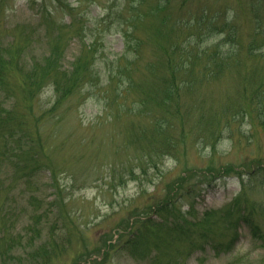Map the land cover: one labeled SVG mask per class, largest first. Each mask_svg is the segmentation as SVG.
I'll list each match as a JSON object with an SVG mask.
<instances>
[{"label": "trees", "instance_id": "trees-1", "mask_svg": "<svg viewBox=\"0 0 264 264\" xmlns=\"http://www.w3.org/2000/svg\"><path fill=\"white\" fill-rule=\"evenodd\" d=\"M198 2L113 0L97 24L118 33L123 50L111 54L99 40H92L82 43L67 64L64 56L49 52L40 58L28 54L36 46L37 28L26 30L22 40L17 35L7 45L0 37L1 261L21 260V251L37 243L33 256L40 257V264L46 263L48 253L52 261L67 248L76 253L72 244L62 249L75 234L65 224V234L54 225L45 241L42 232L52 218L71 217L65 209L68 202L76 204L77 192L97 189L88 201L89 212L95 216L100 209L94 202L99 198L111 212L118 207L132 211L127 208L130 199L120 198L126 197L129 184L140 183L143 192L144 182L153 180L151 168L157 169L163 158L176 155L180 143L188 145L185 138L207 147L219 138L235 135L236 124L247 118L264 127V0H213L194 8ZM47 16L50 19L52 14ZM1 33L9 35L8 30ZM263 172L260 162L249 177L264 176ZM160 176L162 180L168 177L164 172ZM257 181L250 186L262 187L264 180ZM176 183L168 185L173 193L170 204L151 206L148 212L133 211L131 226L137 225L130 244L138 242L132 252L140 250V259L153 248L160 250L158 242L150 241L158 234L164 247L179 245L182 236L191 234L193 224L186 215L193 203L188 201V211L182 209L180 199L185 192L178 194L184 182ZM43 188L53 190L51 200L48 195L41 198L33 193ZM15 189L29 195L26 210L12 209ZM245 191L243 182L240 195ZM237 204L235 199L223 210L203 216L209 225L200 237L208 239L215 251H219L221 239L211 233L216 223H211V217L217 213L229 229L239 220L238 229L247 227L264 243L259 225L248 215L254 210L264 212V198L249 203L252 210L242 209L238 218L233 214ZM30 209L32 224L23 229L37 231L38 237L27 239L21 232L15 233L13 217L19 219ZM150 213L163 218L158 226L166 235L152 233L150 222L155 223ZM233 235L228 248L239 238L237 232ZM105 245L98 257L113 248L110 241ZM191 247L204 245L188 244L183 247L186 255ZM79 255L74 264L97 262Z\"/></svg>", "mask_w": 264, "mask_h": 264}, {"label": "rangeland", "instance_id": "rangeland-1", "mask_svg": "<svg viewBox=\"0 0 264 264\" xmlns=\"http://www.w3.org/2000/svg\"><path fill=\"white\" fill-rule=\"evenodd\" d=\"M209 1L213 0H200V2ZM3 2L4 0H0V37L2 44L7 45L8 41L16 39L17 35L22 40L27 33L26 30L37 28L38 32L34 33L36 46L31 52H28L30 56L36 55L40 58L45 52H49L57 57L62 58L64 56V64H67L76 56L82 43L92 40H99L100 45L105 46L106 51L111 52V54H118L123 50L121 36L114 30L105 31L97 24L100 20L98 18L105 14L108 5L112 4L113 0H7L5 6H3ZM200 2L194 4V8ZM43 9H45V13H41ZM50 14L52 17L49 19L47 15ZM72 17L74 19L73 24L71 23L73 22ZM50 22H56L59 25L54 26ZM17 28L20 29L17 30ZM5 30L9 31V35L1 33L2 31L5 33ZM249 119L247 118L239 126L236 124L235 135L219 138L214 146L204 147L203 142L194 144L190 138H185L188 145L180 143L175 151L176 155L163 158L157 169L151 168L150 175L153 180L151 183L144 182L143 192L140 190V183L129 184L125 192L126 197L120 198L130 199L127 208H133L132 211H129L130 209L120 210L118 207L111 212L110 207L103 205L99 198L94 202L100 209L98 210L99 216H95L94 213L89 212L88 201L93 200L97 189H84L77 192L76 204L74 205L73 201L70 202L72 204L68 202L65 209L66 214H71V217L66 215L63 220L57 216L59 219L52 218L44 228L42 227L44 241L54 225L57 227V232H62V234L66 233L62 229L64 224L70 231H75L73 240H70L69 244L67 243L68 240L63 243L62 249L64 250L65 246L71 247L72 244L77 252L74 253L67 248L68 251L62 257L53 261L49 259L48 253L47 257L45 256V264H74V258L79 254L84 260L87 257H90L91 260L97 259L96 264L100 262L101 264H264V243L256 238V240L253 239L247 227L242 228L241 226L238 229L239 220L235 227L229 229L228 223H222L221 214L217 213L211 217V223L216 221L213 228L214 232L211 233L221 239L218 252L207 247L211 245L208 239L205 240L200 237L209 225L202 217L203 214L216 212L219 209L223 210L233 199H237L238 204L235 206L233 214L238 218L242 209H249L250 207L252 210L249 203L263 201L264 189L262 188H264V184L262 187H255L257 189L252 188L250 184L256 180H258L257 182L263 181L264 176L261 174H257L253 178L249 176L254 174L253 171L258 163L264 164V127L254 119ZM87 139L93 141L94 138ZM118 139L124 141V138ZM163 172L168 176L165 177V180H162L163 177L160 176V173L163 174ZM180 179L184 182V188L180 189L182 186L179 187L178 195L185 192V197L181 196L183 198L180 199L182 200V209L188 211V201L193 203V209L186 215L193 224L191 234L182 236L184 239L179 245L167 247L160 243L159 239L161 238L159 237L161 235L158 234L150 241L158 242L161 246L159 247L160 250L153 248L146 258L140 259L141 257L138 256L142 254L139 253L140 250L132 252L136 250L138 242L133 245L130 244L131 239H133L132 231L137 225L131 226L132 222L135 221L133 211L148 212L151 206L154 208L162 203L170 204L173 193L171 194L172 190L168 188V185L175 181L179 185ZM243 182L246 185V191L241 196ZM52 191V189L43 188L39 192L33 193L40 195L41 198L48 195V200H51L53 198ZM173 191H175L174 188ZM13 194L15 195H12L11 200L14 201L10 202L12 209L16 212L18 209L26 210L28 203L25 198L29 195H23L20 190L16 189L13 190ZM5 208L6 213L9 209L7 206ZM110 212L111 214H109ZM23 214L19 219L13 217L15 233L21 232L23 236H27V239H31L33 236L37 238V231L26 230L25 232L23 229L32 224L30 219L33 210L30 209ZM104 214L107 216H103ZM150 214L155 223L153 226L150 222L152 233L166 235V230L158 226L163 218L158 217L156 213ZM248 215L259 225L261 234L264 235V212L254 210ZM236 232L238 235L240 233V238L234 248H228V244L231 243L230 237L234 238L233 234ZM208 233L213 238L212 234ZM114 234L115 236L111 238ZM109 241L113 248L107 255L98 257L106 248L105 242L109 243ZM196 243L202 244L206 248L194 252L191 256L190 254L186 255L183 247ZM38 246L39 243L31 246L24 253L21 251L19 256L22 258L21 260L16 259L13 262L0 260V264H40V257L33 256V252L37 250ZM125 247L127 249L124 251ZM46 249L49 251L47 247ZM188 250L190 249H185L186 252ZM154 256H159V260L156 261ZM153 257L154 259H152Z\"/></svg>", "mask_w": 264, "mask_h": 264}]
</instances>
